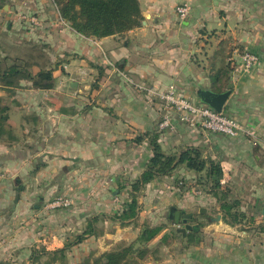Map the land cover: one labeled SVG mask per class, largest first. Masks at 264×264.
Masks as SVG:
<instances>
[{
	"label": "crops",
	"instance_id": "crops-1",
	"mask_svg": "<svg viewBox=\"0 0 264 264\" xmlns=\"http://www.w3.org/2000/svg\"><path fill=\"white\" fill-rule=\"evenodd\" d=\"M138 1L140 25L104 37L82 35L58 11L53 14L49 10L41 17V27H36L47 43L46 58L50 62L58 59L57 68H22L33 76L40 70L48 71L51 80L47 81L52 85L36 87L26 78L17 84L0 81V260L7 259L15 248L29 254L31 247L60 248L83 230L88 217L120 211L129 200V181L141 173L152 154L146 137L134 140L138 134L159 132V142L166 152L193 145L214 158L223 146L227 135L200 125L188 126L175 113L171 127L158 129L163 111L159 100L137 90L114 66L157 90L172 83L181 94L201 102L191 88L213 89L216 74L223 76L219 50L227 32L235 47L234 56L239 49L257 55L250 75L252 87L255 76L264 79V0H186L189 13L184 19L176 13L182 0ZM22 2L11 3L7 11L10 4H4L3 14L10 19L11 14L17 16ZM23 22L22 28L32 27L29 21ZM200 29H216L219 36L209 37L206 43L200 39ZM32 34L28 30L25 36L30 38ZM251 122L259 139L247 144L246 170L254 177L262 174V178L248 179L250 192L245 198L231 195L230 189V200L243 212L241 221L231 225L220 215L223 222L215 224V245L203 248L200 242L183 249L176 256L177 264H264V116L253 117ZM179 169L188 175L194 173L182 164L171 175L147 183L133 222L120 225L105 215L98 223L102 234L90 235L72 248L98 239L99 245L105 243L102 252L108 251L120 239L121 229L138 223V232L144 221L156 217L163 199L185 201L183 190L169 185ZM56 195L68 196L72 203L50 207ZM208 195L206 199L216 203ZM200 198L194 196L195 200ZM215 206L219 211V205ZM107 226L112 230H106ZM151 251L145 257L155 261Z\"/></svg>",
	"mask_w": 264,
	"mask_h": 264
},
{
	"label": "rangeland",
	"instance_id": "rangeland-1",
	"mask_svg": "<svg viewBox=\"0 0 264 264\" xmlns=\"http://www.w3.org/2000/svg\"><path fill=\"white\" fill-rule=\"evenodd\" d=\"M16 1L18 3L24 0H9V2L6 4L10 5H8L5 10H9V8L11 9V3L14 4ZM20 9L17 10V16L11 14L10 17L12 18L10 19L6 16V13L3 14V10L0 8V72L10 66L25 67L27 69H31L32 71L37 70V68L54 69L53 67L56 66L55 64L57 63L55 62H58V59L50 62V60L46 58L47 55L44 48L47 43L44 36H42L40 33L41 29L36 27L39 25L31 23L32 27H30V29L26 27L22 28V26L25 25L23 22L25 19L21 18L20 14L22 11L33 13L35 16H37L39 22L43 23L44 18L41 17L45 16L46 13L48 14L49 10H52L53 12L51 13L54 14L57 11L56 4L53 0H27V2H24V4L22 2ZM39 15L41 21L39 19ZM54 19H56V17ZM28 30H31L33 33L32 35L34 36L30 38L25 36L26 31ZM199 31L201 35L200 39L204 40L206 43L208 42L207 39L209 37L217 38V36H219L217 33H215L216 29L209 31H202V29H200ZM219 32L221 35V31ZM225 34L226 37L225 39L221 40V49L219 50V57H221L219 62L224 66V74L220 80V87L222 89L230 88L232 92L226 102L227 108L224 110V113L234 117L238 122H240L244 130L240 131L238 135L233 138L223 135V146L219 148L220 150H218L217 153H214V158L221 161L224 167L222 184L226 187H230L232 191L231 195L233 194L235 196L237 194V196L245 198L247 192H250V190L248 191L250 188H247L248 179H254L257 181L261 180L262 178V174H259V177H254L252 172L247 173L245 150L247 148V144L252 142V139L253 142L255 140L258 141L257 139H259L255 138L257 135L253 132L254 124L251 122V119H253V117L259 119L261 116H264V92L262 90L264 79L261 76H255V88L252 87V76H250L251 69L256 65L258 59L250 68L244 69L241 64V59L238 55L245 50L239 49L238 55L234 56L232 52L235 47H232L230 44V34L227 32ZM37 35H40L39 37L41 38H39ZM216 51L218 52V50ZM230 65L232 67H229ZM227 68L230 69L227 70ZM8 83L12 82L8 81ZM40 83L41 84L37 85H44L42 83H45V80H41ZM194 90L195 88L192 87L191 92L192 94L196 95ZM256 126L261 128V124H256ZM255 130L259 131L257 128ZM207 154L209 153L207 152ZM201 175H203V173L196 172L188 175L181 172L180 170L177 171V176L175 178L169 180V185L173 186L174 189L178 188L179 190H183L185 194V197L183 198L186 200L180 202L175 200V198L167 197V199H163L164 201H162L161 204L159 203L161 208L156 211V217L149 221L143 222V226L149 225L150 223H152V226H164L165 232L168 233L169 238L165 243H160L159 237L157 240L149 242V249L150 251L152 250L150 252V256H152L155 261H148L147 256L142 260H139L140 264H177L176 256L182 253L183 249L194 246L188 245L184 238L187 232L191 231L192 229L186 230L184 235H182L180 231L176 230L177 227L184 226V224L181 221L179 224H176L173 215L169 217L170 205L184 209L186 212L193 215L191 219L187 220V223L191 225L197 223L199 225V228L196 232L199 233V237L203 243V248L206 245L211 247L215 245V238L213 235L214 227L216 223L221 224L223 221L222 219H216L218 214L221 215V212L216 209V203L210 202V200L206 199V197L209 195L207 193V188L202 182V178L200 179ZM174 189L170 188V190ZM194 190L199 192L195 193ZM195 195H199L201 198L199 200H195ZM156 199V203H158L159 198ZM201 207L205 210L202 213L199 212ZM137 225L138 223H133V225H131V227L129 226L127 229H121L120 239L111 245L108 251L115 250L120 246L133 241L135 237L131 238V234H136L137 236V234L140 232L136 231L135 227ZM110 229L112 230L111 227H106V230ZM104 244L105 243L99 245L98 239L91 243L83 242L81 245H77L66 251V260L63 264H76L77 262L82 263L86 259L92 260L93 257L102 253V247ZM21 249L22 248H15V250L10 251L7 256L5 255L7 259L1 257L0 264H42V262L47 259V256L44 255L39 260L31 262L29 260V251H22Z\"/></svg>",
	"mask_w": 264,
	"mask_h": 264
},
{
	"label": "trees",
	"instance_id": "trees-1",
	"mask_svg": "<svg viewBox=\"0 0 264 264\" xmlns=\"http://www.w3.org/2000/svg\"><path fill=\"white\" fill-rule=\"evenodd\" d=\"M0 1V8L9 2V0ZM53 1L60 17L68 22L72 29L85 36L104 37L122 34L140 25L142 19L138 0ZM229 67L232 66L230 65ZM23 69L18 66L5 68L0 72V81L6 83L9 81L17 84L19 79L26 78L33 80V85L36 86L49 87L52 85L47 81L51 80V74L48 71L40 70L33 76L28 70ZM229 69L227 68V70ZM222 74H224V66ZM221 77L216 74L212 90L216 92L225 90L220 87ZM41 80H46L45 83H42L44 85H37L41 84ZM217 82H219V85L215 86ZM226 108L227 106H224L223 113ZM145 137L152 154L141 173L134 180L129 181V200L124 204L123 208L113 214L106 215V213H101L100 215L96 214L88 217L83 230L76 234L73 239L66 240L60 248L49 250L42 246L31 249L29 254L31 262H35L46 255L47 259L42 264H63L66 260V251L71 249L72 246L80 243L90 235L102 234L103 228L98 223L99 218L103 220L105 215L111 220L118 221L120 225L133 222L138 215L140 207L139 196L142 194L145 185L158 177L171 175L174 169L182 164L187 170L203 173L200 179L202 178V182L207 188V193L211 194L219 205V211L224 222L232 225L241 221L243 212L238 210L234 202L230 200V188L224 186L221 182L224 168L219 160L205 155L201 147L193 145L187 146L178 152H166L162 149L159 142V132L145 131L134 137V140L139 142ZM58 196L64 195H56L54 198ZM163 230L164 226L162 225H144L130 243L122 245L115 250L102 252L93 257L92 260L86 259L82 263L77 262L76 264H140L139 260L145 258L149 252L147 244ZM168 238V233L164 232L159 237V242L165 243ZM184 238L188 245H198L201 242L199 233L193 230L188 231Z\"/></svg>",
	"mask_w": 264,
	"mask_h": 264
},
{
	"label": "built area",
	"instance_id": "built-area-1",
	"mask_svg": "<svg viewBox=\"0 0 264 264\" xmlns=\"http://www.w3.org/2000/svg\"><path fill=\"white\" fill-rule=\"evenodd\" d=\"M176 13L180 19L186 18L189 13V3L186 0L180 1L176 6ZM20 17L32 24L40 25L37 16L30 12L22 11ZM238 56L244 69L250 68L257 61V55L251 51L245 50ZM114 69L137 90L144 91L159 100L160 107L163 110L158 121V129L160 130L172 126V113L176 114L180 122L188 126L200 125L206 130L223 133L229 137H235L240 131L244 130L241 123L234 117L226 115L222 111H217L205 103L191 100L188 96L181 94L172 83L162 90H157L154 87L135 81L130 74L117 66H114ZM221 182H223L222 179ZM194 192L198 193L199 191L194 190ZM70 203V197L58 196L49 203V206H67Z\"/></svg>",
	"mask_w": 264,
	"mask_h": 264
},
{
	"label": "water",
	"instance_id": "water-1",
	"mask_svg": "<svg viewBox=\"0 0 264 264\" xmlns=\"http://www.w3.org/2000/svg\"><path fill=\"white\" fill-rule=\"evenodd\" d=\"M5 7L7 6L6 4L4 5ZM74 83H71L70 85L73 86ZM232 90L231 89H225L220 92H216L210 88H202L198 87L195 89V94L196 97L198 98L199 101L202 103H205L212 107L213 109L217 111H222ZM204 208H200L199 212H204ZM174 212V213H173ZM173 215L174 221L176 224H179L181 221L184 226L177 227V231H180L182 235L185 234L186 230H193L197 231L199 228V225L197 223H194L193 225L187 223L188 219L192 218V214L186 212L184 209L177 208L174 205L169 206V217ZM216 219H220V214L217 215Z\"/></svg>",
	"mask_w": 264,
	"mask_h": 264
},
{
	"label": "flooded vegetation",
	"instance_id": "flooded-vegetation-1",
	"mask_svg": "<svg viewBox=\"0 0 264 264\" xmlns=\"http://www.w3.org/2000/svg\"><path fill=\"white\" fill-rule=\"evenodd\" d=\"M174 213V212H173ZM193 216V215H192Z\"/></svg>",
	"mask_w": 264,
	"mask_h": 264
}]
</instances>
